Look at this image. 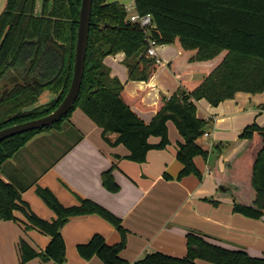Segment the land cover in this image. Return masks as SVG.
<instances>
[{
  "label": "trees",
  "instance_id": "16d2710c",
  "mask_svg": "<svg viewBox=\"0 0 264 264\" xmlns=\"http://www.w3.org/2000/svg\"><path fill=\"white\" fill-rule=\"evenodd\" d=\"M36 0H6L0 13V80L13 72L0 88V130L44 117L54 111L66 95L73 73L74 50L81 0H52L50 11L34 15ZM93 0L84 74L73 108L56 124L29 131L0 142V168L38 133L58 129L75 109H80L98 128L111 146L122 145L126 160L142 164L151 150L169 145L167 122H171L182 142L176 160L182 165L176 180L201 175L193 163L196 156L206 161L208 152L196 141L205 133L207 121L196 117L195 101L205 100L216 107L237 93L251 95L264 91V0H134L139 15H151L154 27L149 36L157 46L173 45L179 55L167 63L176 76L192 74L169 98L159 96L154 105H145L148 87L130 95L124 85L111 77L105 57L122 52L129 81L148 83L158 68L146 55L144 33L126 22L124 7L116 2ZM23 72L21 78L18 73ZM17 73V74H16ZM21 80V84H19ZM15 84L11 89L10 86ZM54 99L33 106L44 93ZM153 111L145 123L134 111ZM261 109H264L262 106ZM115 134L110 142L107 135ZM150 138L159 139L151 144ZM238 150L223 160L222 170L212 165L208 171L231 198L233 213L251 219L264 216V126H246L234 145ZM111 169L101 173V184L110 193L119 191ZM169 179L167 176H165ZM36 195L54 214L51 222L34 215L12 185L0 180V221L15 220L21 212L27 229H36L49 237L45 250L36 252L25 241L18 243L20 264L39 258L44 264H64L65 244L61 229L70 218L98 215L119 233L112 246L100 235L77 246L84 260L97 257L103 264H128L120 257L125 248L126 231L121 220L98 204L80 199L79 206L63 207L46 188ZM205 201L216 204L212 198ZM196 232L185 235L184 257L159 252L145 255L136 264H264V257L225 249Z\"/></svg>",
  "mask_w": 264,
  "mask_h": 264
},
{
  "label": "crops",
  "instance_id": "0c3cea01",
  "mask_svg": "<svg viewBox=\"0 0 264 264\" xmlns=\"http://www.w3.org/2000/svg\"><path fill=\"white\" fill-rule=\"evenodd\" d=\"M114 2L125 7L134 0H107V3ZM156 53L158 65L162 64L163 68H157L148 83L128 80L123 53L107 56L103 63L110 76L116 77L128 94L134 95L148 87L143 103L154 105L160 92L169 98L183 81L194 77L192 74L176 77L168 69L167 63L179 55L175 46H157ZM18 75L22 78L24 74ZM41 96H45L46 103L55 97L48 92ZM194 104L196 117L207 121L205 133L208 135L201 136L196 143L206 152H209L208 148H221L203 169L193 160L203 171L202 176L210 181L205 186L194 185L193 176L176 180L182 169L176 160L177 146L182 139L171 122H167L169 145L164 150L149 151L145 162L137 164L125 159L128 151L124 146L113 147L106 143L101 129L78 108L71 113L61 131L50 130L35 135L5 161L0 168V180L14 186L29 210L47 222L56 217L36 195L38 187L48 189L65 208L79 206L80 199L103 207L121 220L126 231V244L120 257L128 264H136L154 252L184 257L188 232L207 236L205 239L209 242L228 250L264 257V216L251 219L233 213L231 198L224 194V188L208 171L209 165L222 170L223 160L230 158L240 147L234 145L246 126L253 123L264 126V109H261L264 91L256 95L237 93L233 99L216 107L205 100ZM134 111L145 123L155 115L153 111ZM116 137L115 134L107 135L110 142ZM158 141L157 138L149 139L151 144ZM41 143L47 146L39 150L37 147ZM112 167L113 180L119 187L117 193L105 190L100 179L101 173ZM206 198H212L216 204L205 201ZM13 215L15 220L0 221V264H20L17 248L20 240L36 252L45 250L49 243L48 236L26 228L27 220L21 212L15 211ZM96 234L109 246L120 241L115 228L98 215L70 218L61 229L65 244L64 264H103L97 257L84 260L77 253V246L86 244ZM25 264L44 263L34 258ZM196 264L201 262L196 261Z\"/></svg>",
  "mask_w": 264,
  "mask_h": 264
},
{
  "label": "water",
  "instance_id": "95a60500",
  "mask_svg": "<svg viewBox=\"0 0 264 264\" xmlns=\"http://www.w3.org/2000/svg\"><path fill=\"white\" fill-rule=\"evenodd\" d=\"M92 2L93 0H81L74 50L73 73L68 91L63 100L54 111L44 117L0 130V142L19 134L50 127L58 123L75 105L84 74ZM11 74L12 72L10 71L5 74V76H3V78L0 80V88L7 82ZM18 83L21 84V80H19ZM14 85L15 84H12L10 89Z\"/></svg>",
  "mask_w": 264,
  "mask_h": 264
},
{
  "label": "rangeland",
  "instance_id": "374dc122",
  "mask_svg": "<svg viewBox=\"0 0 264 264\" xmlns=\"http://www.w3.org/2000/svg\"><path fill=\"white\" fill-rule=\"evenodd\" d=\"M107 2V1H106ZM4 4H5V0H0V13L2 12V10H3V7H4ZM51 6H52V0H36L35 1V7H34V15L35 16H40L41 15V13H42V11L43 10H47V12L48 11H50V9H51ZM126 20V19H125ZM118 53H122V52H117L116 54H118ZM116 54H113V55H116ZM163 65L162 64H160V65H158V68H160V69H162L163 67H162ZM159 95H161V96H164L161 92L159 93ZM165 97V96H164ZM46 98H45V96H41L39 99H38V101L33 105V106H31L30 108H28V109H34V108H37V107H39V106H43V105H45L46 104V100H45ZM63 126V125H62ZM62 126L60 125L59 127H58V129H53V130H55V131H61V129H62ZM44 132H47V131H44ZM44 132H41V133H44ZM41 133H38V134H41ZM49 143V145H52V143L51 142H48ZM220 145V144H219ZM47 145L46 144H44V143H41V144H39V146L37 147L39 150H41L43 147H46ZM219 149H221V148H208V150H209V152H208V159L205 161L204 159H203V157H201V156H196V157H194V159L196 160V162H198V164L200 165V167L203 169L204 168V166H205V163L206 162H208V163H211L212 161H213V159L218 155V150ZM193 159V160H194ZM194 163V162H193ZM195 165V164H194ZM196 167V166H195ZM197 168V167H196ZM197 170L199 171V173H200V175H201V179L199 180L196 176H194V175H188V176H186V177H189V176H193V184L195 185V184H197V183H201V184H203V186H205L206 184H208L210 181H208V179H207V177H203L202 175V170H199L198 168H197ZM186 177H184V178H186ZM183 179V178H182ZM210 184V183H209ZM251 256H253V255H251ZM254 257H257V256H255L254 255ZM199 262H201V264H210V263H208V262H205V261H199Z\"/></svg>",
  "mask_w": 264,
  "mask_h": 264
},
{
  "label": "built area",
  "instance_id": "2783aa9c",
  "mask_svg": "<svg viewBox=\"0 0 264 264\" xmlns=\"http://www.w3.org/2000/svg\"><path fill=\"white\" fill-rule=\"evenodd\" d=\"M126 12V22L132 25H136L144 33V41L146 43V55L150 58H154L157 63H159L156 49L157 44L153 39L150 38L149 32L154 27L151 15H139L135 9L134 3L124 7ZM202 136L207 137L208 135L204 133Z\"/></svg>",
  "mask_w": 264,
  "mask_h": 264
}]
</instances>
